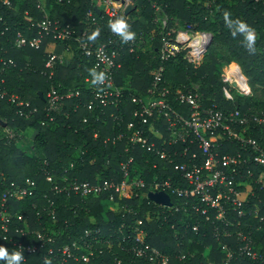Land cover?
I'll return each mask as SVG.
<instances>
[{"label":"trees","instance_id":"trees-1","mask_svg":"<svg viewBox=\"0 0 264 264\" xmlns=\"http://www.w3.org/2000/svg\"><path fill=\"white\" fill-rule=\"evenodd\" d=\"M2 1L0 0V16H3L9 30L1 36V46L4 48L0 50V56L12 58L16 64L4 69L0 64V79H4L3 84L9 93L28 102L25 110L36 109L28 117H24L18 114L19 108L14 103L6 99L0 100V119L5 123L3 125L0 122V131L4 132L8 128L23 136L28 129L35 130L32 153L20 148L17 138L8 139L5 133L0 137V171L3 174L0 179V194L12 181L20 182L26 177L38 181L34 196L18 201L8 200V210L12 214L9 236L23 239L24 242H35L31 232L23 236L14 231L16 226L27 223L31 230L44 227L60 243L75 238L86 228L100 227L105 236L112 234L116 243L115 230L121 222L130 225L134 218H140L147 230V242L168 254L169 264H221L226 258V253L221 248L222 243L226 242L230 247L236 248L237 242L234 235L220 236L218 241L213 236L212 223L205 221L204 217H199V231L195 232L191 228L194 218H189L182 211L171 210L166 211L167 217L164 219L161 213L157 214L161 207L146 197L124 199L117 196L111 203V209H106L104 204L108 201L105 195L81 199L54 194L40 170L45 167L57 177L67 174L80 181L95 182L112 175L120 178V162L131 157L130 170L142 177L146 188L156 178L179 180V172L174 169L173 164L146 151L139 144H133L128 137L129 122H133L134 128H141L157 144L170 134L163 117L147 118L145 122L133 117V110L139 107L133 98L145 101L149 97L148 90L159 62L161 37L166 31L171 35L175 34L177 28L173 24L174 20L179 22L181 29L191 28L193 31L211 34L210 44L199 65L189 63L184 58L183 51L165 62L161 86L168 89L167 98L174 110L184 116L189 113V106L180 103L177 94L179 91L193 90L199 93L202 108L215 106L223 112L237 109L240 113H264V0H134L136 9L127 16L123 13L118 16L127 21L136 37H141L138 47L134 45L130 51L128 45H124L119 52L118 61L121 66L114 72V83L122 92L121 100L106 107L95 105L92 110L86 104L93 88L90 73L92 69H97L94 67L93 56L81 50L75 37L86 26V12L92 9L99 17L102 15L101 11L94 7L91 0H45L44 12L47 11L52 20L69 25L74 35L63 40L46 36L39 49L29 46L18 49L11 45L13 31L19 29L27 36L36 34V30L27 29L31 23L29 16L40 19L43 12L37 7L36 0H8L10 6ZM225 11L233 19L243 20L255 29V54L248 52L240 36L231 35L224 23ZM161 17L166 18L167 27L159 31V27L162 28ZM111 32L105 19H102L101 35L97 37L96 43H108L112 38ZM145 41L151 42L148 50L144 49ZM52 52L62 53L64 59L62 62L54 61L53 74L48 77L50 69L45 68V60ZM232 62L240 66L242 74L247 78L250 95L234 92L231 88L230 91L235 96L232 99L224 96L223 87L227 84L221 79L220 67ZM195 83H198V87ZM51 86L61 93L67 90L80 92L79 96L66 99L59 113H52V120L45 109L46 93ZM83 118H86L85 122ZM153 131L162 133V138H158ZM117 133H122L123 136L113 140ZM248 135L264 147V126H251ZM225 141L221 140L224 144L220 149L221 153H235L239 150L236 143ZM183 146V142H177L173 148L181 150ZM180 159L176 157V160ZM248 167L253 178L247 179L246 173L240 184L243 197H247L244 204L245 216L241 217L238 227H227L231 232L240 228L251 236L253 250H264V168L253 164ZM180 185L186 186L187 182L182 180ZM170 196L173 205L179 202L177 198ZM48 198L53 201L54 216L46 208ZM258 199H261L260 203ZM34 203L36 207L33 206ZM123 207H130L131 212L125 211ZM16 211L24 214L25 223L15 217ZM228 219L235 222L236 213L230 210ZM128 228H125L126 232H129ZM0 245H4L9 251L14 250L10 243L2 242L1 238ZM115 257L122 259L123 264H128L129 255L116 244L95 258L94 264H115ZM45 258L47 257L43 252L38 251L27 255L22 264H43ZM50 260L52 264H58L54 259ZM230 264L256 263L247 257L234 255Z\"/></svg>","mask_w":264,"mask_h":264},{"label":"built area","instance_id":"built-area-1","mask_svg":"<svg viewBox=\"0 0 264 264\" xmlns=\"http://www.w3.org/2000/svg\"><path fill=\"white\" fill-rule=\"evenodd\" d=\"M130 1L91 0L94 7L98 8L102 15L98 17L92 9H89L85 14L86 26L75 37L81 50L85 54L93 56L94 67L98 71L106 73L107 76L103 86L92 85L91 98L86 104L90 110L95 105L106 107L117 104L121 100L122 92L114 83V72L121 66L118 61L119 52L124 45H128L130 51L133 50L134 45L138 47L141 37L138 38L135 35L133 40L125 43L118 35L111 32L112 38L109 39L108 43H96V39L101 35V20L105 19L107 24L110 20H115L123 13L124 7ZM2 2L10 6V1L3 0ZM36 2L43 15L40 19L29 16L31 23L27 27L28 30H36V34L27 36L19 29L14 30L11 38V45L14 48L20 49L29 46L39 49L46 36L63 40L74 35V31L69 25H62L56 19L52 20L47 11L44 12L45 0H36ZM162 25L164 28L167 26L166 18H162ZM96 29H99V35L94 41H90L88 37ZM8 30L6 21L3 16H0V50L4 48L1 46V36ZM210 41L211 34L209 32L193 31L191 28L177 29L174 35H171L169 31L163 33L158 49L159 62L154 70L151 87L148 90L149 97L145 101L133 98V101L139 104V107L133 110V117L142 122L151 117L156 119L163 117L170 134L167 138H163L160 144H157L154 140H150L141 128H134L133 122L127 124V128L130 130L129 140L133 144H139L140 147L160 159L173 164L174 169L179 172V180L156 178L146 188V183L142 177L135 174L134 170H130L131 157L120 162V178L112 175L95 182L80 181L69 177L67 174L57 177L45 167H42L40 171L44 180L51 185L50 191L54 194H65L81 199L105 195L107 201L112 203L117 196L124 199L132 197L142 199L143 197L148 198V191H163L169 195L170 199V195H172L179 201L170 206L154 202L161 207L160 210H157V214L161 213L164 219L167 217L166 211H182L189 218H194L191 228L195 232L199 231V217H204L205 221L212 223L213 236L218 241H220V236L231 237L234 235L237 242L236 248L230 247L226 242L221 245L226 253V258L221 264H230L234 255L247 257L255 261L256 264H264V250L252 249L253 240L251 236L240 228L231 232L227 227L229 225L238 227L241 224V217L245 216L244 204L247 197H243L240 184L246 173H248L247 179L253 178L248 165L253 164L264 168V147L255 138L248 135L251 126H264V113H240L237 109L223 112L215 106L202 108L199 93L193 90H184L177 94L178 101L189 106V113L184 116L172 108L167 98L169 91L165 86H161L166 61L183 51V56L189 63L199 65ZM63 59L62 53L52 52L48 54L45 60V68L50 69L48 77L53 74L54 61L62 62ZM0 64L1 68L4 69L14 66L16 63L12 58L5 59L0 56ZM220 76L222 81L227 84L223 87V94L226 98L232 99L231 88L238 90L239 93L244 91L247 94L246 92L249 90L247 78L242 74L238 64L236 67L229 66ZM3 83L4 79L1 78L0 100L6 99L14 103L19 108L18 114L24 117H28L36 110L35 108L25 110L24 107L28 106V102L19 99L16 94L9 93ZM79 95V91L67 90V92L61 93L54 86H51L45 98V109L50 120L53 119L52 113H59L66 99ZM82 120L85 122L86 118ZM4 133L8 139H16L20 135L8 128L4 129ZM153 133L158 138H162V133L159 131H153ZM122 136V133H117L113 140ZM223 139L226 140L225 142L236 143L239 150L235 153H221L220 149L224 147L223 142H221ZM177 142L184 143L181 150L173 148ZM176 157L181 159L176 160ZM2 177L3 174L0 171V179ZM182 180L187 182L186 186L180 185ZM37 188V179L26 177L20 182H10L0 194V238L2 242L10 243L14 250L23 249V262L26 261L27 255L42 251L45 257L54 259L58 264H94L95 258L103 254L105 249H112L116 244L129 255L128 264H169V255L147 242V230L144 228V221L140 218H134L133 224L130 225L121 222V225L115 230L116 243L112 239V234L105 236L100 227L86 228L75 238L59 243L57 238L50 235L44 227L31 230L30 226L25 223L24 214L16 211L15 217L23 221L25 225L16 226L14 231L23 236L31 232L35 237V242H24L23 239L9 236V223L12 214L8 210V200L18 201L34 196ZM46 197L47 194L45 193L44 198ZM258 201L260 203L261 199ZM262 201L264 204V199ZM47 203L48 213L54 216L53 201L48 198ZM33 206L36 207V204L34 203ZM123 208L125 211L131 212L130 207ZM230 210L236 213L235 222L228 219ZM220 225L222 227L219 228ZM125 228H128L129 232H126ZM114 262L115 264H123L122 259L118 257L114 258Z\"/></svg>","mask_w":264,"mask_h":264},{"label":"clouds","instance_id":"clouds-1","mask_svg":"<svg viewBox=\"0 0 264 264\" xmlns=\"http://www.w3.org/2000/svg\"><path fill=\"white\" fill-rule=\"evenodd\" d=\"M224 23L229 28L233 37L240 36L242 43L249 53L255 54L256 51V31L255 29L240 19H233L231 14L224 12ZM109 29L118 35L123 42L131 41L135 38V33L130 30V25L123 17L108 22ZM99 35V29L94 30L88 37L90 41H94ZM91 83L95 86H103L107 79L106 73L91 70ZM24 260L23 249L9 251L4 245H0V264H22ZM43 264H52L50 259L45 258Z\"/></svg>","mask_w":264,"mask_h":264},{"label":"rangeland","instance_id":"rangeland-1","mask_svg":"<svg viewBox=\"0 0 264 264\" xmlns=\"http://www.w3.org/2000/svg\"><path fill=\"white\" fill-rule=\"evenodd\" d=\"M131 2H133L134 3V1H130V3ZM158 10V9H157ZM160 22H161V24H162V17L160 18ZM179 22L178 21H176V20H174L173 21V24H174V26H175V28H177V29H181V28H179V24H178ZM167 27V26H166ZM165 27V28H166ZM164 27H163V25H162V28H160L159 27V31H161V29H163ZM161 34V33H160ZM150 37V36H149ZM148 37V38H149ZM151 39V38H150ZM149 40V39H148ZM150 41V40H149ZM149 41H145L144 42V49H149L150 47H151V42H149ZM234 64H237L236 62H232L230 65H228V66H226V65H223V66H221L220 68V75H221V73L224 71V70H226V69H228V67L229 66H231V65H233V67H236V66H234ZM240 67V66H239ZM242 72V71H241ZM236 77H237V75H236ZM195 86L196 87H198V83H195ZM249 90H250V88H249ZM247 91L246 93H247V95L249 94L250 95V93H251V90L250 91ZM234 92H239L238 90H236V89H234ZM234 92H232L231 91V96H235V94H234ZM242 94H244L245 95V93H244V91L242 92ZM254 95L255 96H259V94L258 93H254ZM4 134V132H3V130H1L0 131V137L2 136ZM34 134H35V130L34 129H28L26 132H25V134L23 135V136H21V134L17 137V140H18V145H19V147L20 148H22L25 152H28V153H32V152H34V147H33V137H34ZM104 207L106 208V209H111V203H109V202H106L105 204H104Z\"/></svg>","mask_w":264,"mask_h":264},{"label":"water","instance_id":"water-1","mask_svg":"<svg viewBox=\"0 0 264 264\" xmlns=\"http://www.w3.org/2000/svg\"><path fill=\"white\" fill-rule=\"evenodd\" d=\"M134 9H136V6L134 5L133 2H131L124 7L123 14L127 16ZM0 122L3 125H5V123L1 119ZM147 196L150 200H152L155 203L164 204L167 206H170L172 204L169 195L163 191H157V192L148 191Z\"/></svg>","mask_w":264,"mask_h":264},{"label":"crops","instance_id":"crops-1","mask_svg":"<svg viewBox=\"0 0 264 264\" xmlns=\"http://www.w3.org/2000/svg\"><path fill=\"white\" fill-rule=\"evenodd\" d=\"M234 66H236V65L234 64Z\"/></svg>","mask_w":264,"mask_h":264},{"label":"bare ground","instance_id":"bare-ground-1","mask_svg":"<svg viewBox=\"0 0 264 264\" xmlns=\"http://www.w3.org/2000/svg\"><path fill=\"white\" fill-rule=\"evenodd\" d=\"M236 65V64H235ZM233 66V65H232Z\"/></svg>","mask_w":264,"mask_h":264}]
</instances>
